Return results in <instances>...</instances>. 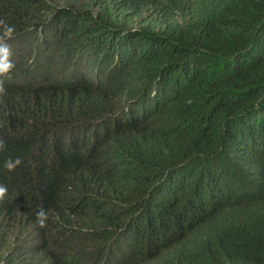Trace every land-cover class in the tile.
I'll list each match as a JSON object with an SVG mask.
<instances>
[{"label":"trees","instance_id":"1","mask_svg":"<svg viewBox=\"0 0 264 264\" xmlns=\"http://www.w3.org/2000/svg\"><path fill=\"white\" fill-rule=\"evenodd\" d=\"M0 20L36 58L0 77V264H264V0H0Z\"/></svg>","mask_w":264,"mask_h":264},{"label":"clouds","instance_id":"2","mask_svg":"<svg viewBox=\"0 0 264 264\" xmlns=\"http://www.w3.org/2000/svg\"><path fill=\"white\" fill-rule=\"evenodd\" d=\"M0 27L3 28V33L0 34V77H7L15 67L13 60L11 59L12 50L10 45L7 43L8 40L12 39L15 33V29L9 26L4 21L0 20ZM14 49V48H13ZM13 57V56H12ZM7 94V89L2 79H0V101ZM7 150V141L3 135H0V153ZM22 161L19 158L12 159L8 158L5 161V168L8 171H14ZM8 194V188L6 185L0 184V202H3ZM37 223L40 227L47 226V220L49 219L48 213L42 208L37 212Z\"/></svg>","mask_w":264,"mask_h":264},{"label":"rangeland","instance_id":"3","mask_svg":"<svg viewBox=\"0 0 264 264\" xmlns=\"http://www.w3.org/2000/svg\"><path fill=\"white\" fill-rule=\"evenodd\" d=\"M22 44H19L17 41L13 42L14 46V54H12V60L15 64V66L20 65L21 67L25 65L27 66V69L30 68V63H33L35 61V57H32V46L29 45L27 42H21ZM12 49V48H11ZM18 56V57H17Z\"/></svg>","mask_w":264,"mask_h":264}]
</instances>
